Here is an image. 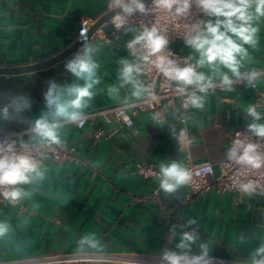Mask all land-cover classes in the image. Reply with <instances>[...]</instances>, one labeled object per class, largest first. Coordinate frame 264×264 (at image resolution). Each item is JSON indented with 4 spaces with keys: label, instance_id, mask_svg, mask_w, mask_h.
I'll return each instance as SVG.
<instances>
[{
    "label": "crops",
    "instance_id": "0c3cea01",
    "mask_svg": "<svg viewBox=\"0 0 264 264\" xmlns=\"http://www.w3.org/2000/svg\"><path fill=\"white\" fill-rule=\"evenodd\" d=\"M248 11L257 29L255 43L244 44L228 33L246 52L237 55L240 73L264 70V15L256 16L255 0ZM105 12V0H0V66H22L54 56ZM216 19L223 17L207 14L193 36L203 34L205 24ZM136 33L134 26L114 31L106 22L85 43L98 65L99 83L91 89L93 95L86 98L82 113L141 96L133 95L134 85L121 79L124 62H137L125 46ZM85 44L48 68L0 75V131L22 132L24 143L46 141L34 131L36 120L45 114L49 123L64 118H53L44 96L50 83L64 90L63 100L71 99L68 88L84 85L66 64L83 54ZM169 46L189 56L196 72L211 80L233 75L223 65L218 71L207 64L199 66L200 53L187 41ZM134 77L137 81L136 73ZM258 82L264 90V74ZM192 95L201 98L202 108L178 97L175 107L164 104L158 117L138 113L131 127L102 119L82 128L58 124L59 141L73 149L77 159L45 156L37 167L41 176L32 173L29 183L15 185L22 192L16 202L0 200V224L7 226L0 236V264H157L154 260L169 263L165 253L203 255L205 250L206 256L230 264L261 259L255 253L264 246V194L254 190L239 196L210 189L185 201V185L165 193L158 180L139 172L146 164L159 171L162 164L182 166L180 142L189 141L190 160L212 163L213 176L208 178L215 177L218 164L227 157L229 135L240 127L264 124V106L257 109L260 119L252 121L248 109L253 92L247 85ZM97 131L103 136L97 137ZM184 233L193 234L194 240L184 241L187 247L181 248ZM85 238L92 243H82Z\"/></svg>",
    "mask_w": 264,
    "mask_h": 264
},
{
    "label": "built area",
    "instance_id": "2783aa9c",
    "mask_svg": "<svg viewBox=\"0 0 264 264\" xmlns=\"http://www.w3.org/2000/svg\"><path fill=\"white\" fill-rule=\"evenodd\" d=\"M106 1V12L118 8L115 5V0ZM123 3L130 4L132 0H123ZM145 12H140L138 9L129 14L121 12L117 15L121 16L122 23L120 27H117V21L113 16L108 22L112 25L114 31H118L123 27L130 25L134 26L137 33L133 39L125 43L126 48L137 58V62L133 66H139V74H137V82L143 88L147 89L140 97L128 99L118 104L107 105L99 109L87 111L82 113L81 119L76 122H70L66 119L54 122L57 125L61 123H72L78 128H82L87 123H92L98 119L104 120L106 123H121L127 127L133 125L132 118L140 112H150L153 115H160L164 104L169 108H174L176 99L182 98L184 102H189V94L200 91L195 85H176L175 80H171L166 77L162 71H160L154 61L157 57H165L166 61H173L174 65L179 68H184L189 65L195 64L192 59L182 53L180 50H175L169 46V43L175 41L186 42L193 37L194 29L203 24L205 17L204 10L198 6L197 0H190V7L186 14L178 15L176 13V7L173 5L171 10H168L156 3V0H152L145 3ZM153 27L157 29V34L163 36L167 40V44L160 52L149 55V50L144 47V41L139 44L129 47V44L141 35L145 29L151 30ZM149 56L148 61H144L142 57ZM257 73L255 79L249 81L248 77L251 73ZM264 74V70L247 71L242 72L240 77L235 75L228 76L232 81L231 85H226L222 82V78L214 79L212 81V87L208 88V91H232L236 87L247 85L253 92V101L250 104V108H254L257 114L260 112L257 110L264 106V90L258 85V78ZM184 88L183 92L179 91V88ZM257 120L252 115V121ZM183 123L185 120H182ZM22 132H6L0 131V157L7 155L13 156H26L31 159L38 167L45 156H50L55 160H72L77 159L76 153L73 149L67 147V145L59 141V143H49L48 141H40L37 143H24L21 141ZM184 131H181L183 134ZM96 136H103L102 131H97ZM181 136V135H180ZM179 136V138H180ZM236 141L241 142V147L237 149V157L243 154V147L248 144L256 145V152L260 154L262 161H264V138L257 136L250 130L249 126L240 127L234 130L229 135L228 151L232 149ZM188 142H180L181 150L184 153V161L182 167L186 168L191 173V180L185 184L186 194L185 201H189L197 195L204 193L210 189H215L219 194L234 193L242 196L252 191H258L260 194H264V163L260 168H252L250 165L237 163L236 159H226L218 164L219 173L215 177L208 178L214 172V166L210 162L194 163L190 160L188 154ZM12 145V150L8 151V145ZM228 154V153H227ZM139 172L143 177L154 178L160 181L163 179L161 171H159L154 165L146 164L139 167ZM251 183V187L245 191L243 185ZM15 189V185H0V200L4 202H16V200L6 199L3 193L5 191H12ZM156 194V193H155ZM154 194V195H155ZM180 257H187L191 259L196 256H203L200 264H230L231 262L226 259H221L213 256H204L198 254H185L177 255ZM157 264H169L161 259L154 260ZM181 264H185L182 260Z\"/></svg>",
    "mask_w": 264,
    "mask_h": 264
},
{
    "label": "clouds",
    "instance_id": "9594fccd",
    "mask_svg": "<svg viewBox=\"0 0 264 264\" xmlns=\"http://www.w3.org/2000/svg\"><path fill=\"white\" fill-rule=\"evenodd\" d=\"M132 3L135 5V9H138L140 12L143 13L146 11L145 5L140 0H132ZM156 3L168 10H171L173 5H178L176 7V13L178 15L186 14L190 7V0H156ZM197 3L204 10L205 14L217 18L223 17V19H216L214 23L212 21L207 22L203 34L197 33L187 40V44L200 53L199 66L202 67L207 64L214 71H218L219 66L223 65L230 69L233 75L240 77L241 73L239 72L237 55L243 56L246 55V52L241 44L233 40L228 33L234 34L244 44L255 43L254 36L257 29L251 25L253 14L248 11L252 6V0H197ZM115 5L123 8L124 12L129 14L134 10L123 3V0H115ZM255 14L257 17L264 15V0H255ZM115 20L117 21L116 26L120 27L123 22L121 16L117 15ZM141 41H144V47L149 50V55L160 52L167 44V40L157 34L155 27L151 30L145 29L141 35L129 44V47L131 48ZM91 51L92 49L85 44L83 54L75 56L74 59L66 64L68 71L77 79L85 81L83 86L74 85L66 90L71 99L63 100L62 95L64 90L58 89L55 83H50L44 99L48 109L51 110L50 114L53 118H64L70 122H76L81 119V109L87 106V99H91L93 95L91 89L95 84L99 83L95 79V70L98 65L89 55ZM142 59L147 62L149 56L146 55ZM154 63L166 77L181 82L183 85H195L201 92H206L208 88L212 87L211 77H206L203 73H197L194 66L189 65L184 68H179L174 65L173 61H166V58L162 56L157 57ZM124 64L121 79L125 83H132L134 85L136 91L133 95H142L147 89L139 85L134 77V73L139 74V66H133L127 62H124ZM256 75L257 73L255 72L251 73L248 77L249 81L251 82V80L255 79ZM222 82L226 85H231L232 83L227 75H223ZM178 90L183 92L185 89L181 87ZM189 99L193 106L197 108L203 107L200 97L192 95ZM23 102L25 104L27 103L26 100ZM248 111L256 119H260L259 114L256 113L254 108H249ZM4 112L7 114V108L4 109ZM249 127L257 136L264 137V124H252ZM56 128L57 124L49 123L48 114H45L36 120L34 131L49 143H59ZM241 146V142L236 141L234 147L228 151V159H236L237 163L247 164L252 168H260L264 161H262L260 154L256 152V145L248 144L244 146L243 154L237 157V149ZM7 150H12L11 144L8 145ZM160 171L163 176V179L160 181V187L165 193H173L180 186L187 184L191 180L190 171L176 162H172L169 165L162 164ZM32 173H35L36 176L42 175L37 171L36 164L28 157H9L7 155L0 157V185L29 183L32 179ZM242 187L247 191L251 187V183L243 185ZM3 195L6 199L16 200L22 195V192L16 188L12 191H5ZM6 231L7 226L0 224V236H3ZM193 240V234L184 233L179 247H187L184 241ZM83 242L92 243L87 238ZM203 255H207L206 250ZM255 255L260 256L261 259L256 260L254 258L252 264H264V246H261ZM164 259L169 261V264H181L182 260L185 264H200L203 256L188 259L187 257L177 256L175 253H165Z\"/></svg>",
    "mask_w": 264,
    "mask_h": 264
},
{
    "label": "water",
    "instance_id": "95a60500",
    "mask_svg": "<svg viewBox=\"0 0 264 264\" xmlns=\"http://www.w3.org/2000/svg\"><path fill=\"white\" fill-rule=\"evenodd\" d=\"M150 1L152 0H140V2L143 4L148 3ZM127 5L131 8L135 7L133 3ZM121 12H124L123 8L121 7L105 12L102 16L95 20L92 25L87 30H85L69 47L55 54L54 56L36 63L22 66H0V75L12 76L35 72L41 69L48 68L56 64L57 62L66 59L68 56L76 52L83 44H85L100 26H102L103 24L108 22L113 16Z\"/></svg>",
    "mask_w": 264,
    "mask_h": 264
}]
</instances>
